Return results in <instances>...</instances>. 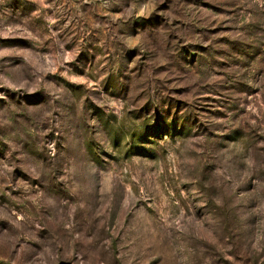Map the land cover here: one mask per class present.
<instances>
[{"label": "rangeland", "instance_id": "1", "mask_svg": "<svg viewBox=\"0 0 264 264\" xmlns=\"http://www.w3.org/2000/svg\"><path fill=\"white\" fill-rule=\"evenodd\" d=\"M0 264H264V0H0Z\"/></svg>", "mask_w": 264, "mask_h": 264}, {"label": "trees", "instance_id": "2", "mask_svg": "<svg viewBox=\"0 0 264 264\" xmlns=\"http://www.w3.org/2000/svg\"><path fill=\"white\" fill-rule=\"evenodd\" d=\"M173 131V130H172Z\"/></svg>", "mask_w": 264, "mask_h": 264}]
</instances>
